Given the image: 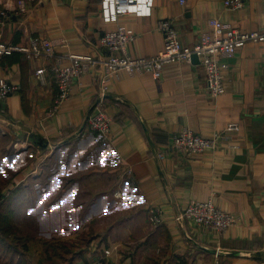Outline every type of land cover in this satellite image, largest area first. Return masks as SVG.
Instances as JSON below:
<instances>
[{
	"label": "crops",
	"instance_id": "1",
	"mask_svg": "<svg viewBox=\"0 0 264 264\" xmlns=\"http://www.w3.org/2000/svg\"><path fill=\"white\" fill-rule=\"evenodd\" d=\"M153 1L151 15L126 12L107 23L102 0H0V39L18 46L33 37L55 43L49 59L31 60L21 51L0 59V80L19 87L0 103V153L50 156L74 141L100 145L120 174L122 201L132 213L109 229V241L126 240L111 249V264H264V42H248L228 59L226 92L219 96L209 93L197 55L168 64L159 80L148 72L110 75L99 66L75 82L71 96L53 112L55 80L49 74L41 83L35 75L57 58L68 64V54L108 57L101 38L120 25L135 32L126 46L133 56L161 51L159 25L166 19L190 46L209 30L211 18L245 31L264 27V0H244L238 9L225 0ZM102 91L111 119L107 140L88 124ZM230 122L240 131L216 149L192 157L170 149L173 135L184 127L212 137ZM209 199L236 219L222 234L178 219L187 204ZM154 209L161 211L164 231L150 225ZM94 239L74 264H93L95 256L104 255Z\"/></svg>",
	"mask_w": 264,
	"mask_h": 264
},
{
	"label": "built area",
	"instance_id": "2",
	"mask_svg": "<svg viewBox=\"0 0 264 264\" xmlns=\"http://www.w3.org/2000/svg\"><path fill=\"white\" fill-rule=\"evenodd\" d=\"M153 2V0H102V15L107 23L117 21L120 14L126 12L135 13L137 16L151 15ZM224 2L231 8L238 9L244 6V0ZM20 6L25 10L24 1ZM208 24L209 30L200 36L198 42L190 46L183 43L173 21L162 20L159 26L164 35L163 47L160 52L150 56H133L126 52L127 44L135 39V32L125 25H120L117 30L107 31L101 38L102 46L111 51L108 57L68 54L66 56L68 64L63 65L64 59L60 57L49 66L37 68L35 75L41 83L46 82L49 74H52L55 80L57 96L53 103V112L71 96L74 83L91 70H97L99 66L110 75L118 76L122 72L136 75L148 72L159 80L168 64L190 62L193 55H197L207 74L209 93L212 96H219L226 92L225 73L230 68L228 59L248 42H264V27L245 31L219 18H211ZM13 51H21L31 60L49 59L55 55V43L49 38L33 37L28 45L18 46L0 39V59ZM18 88L10 81L0 80V103L8 99ZM104 95L105 91H102L95 111L88 117V124L91 130L98 132L100 138L107 140L111 131V119L103 108ZM239 131L240 125L234 122L228 123L222 131L212 137L202 136L191 128L184 127L173 135L170 149L192 157L218 148L222 141L232 138ZM160 156L164 158L165 154ZM178 219L181 222H190L203 230H216L220 234L229 229L236 220L232 213L217 206L212 199L192 201L180 210ZM150 221L155 227L161 225L163 223L161 211L152 210ZM110 253L109 250H105L103 259H99V263L96 264H111Z\"/></svg>",
	"mask_w": 264,
	"mask_h": 264
},
{
	"label": "rangeland",
	"instance_id": "3",
	"mask_svg": "<svg viewBox=\"0 0 264 264\" xmlns=\"http://www.w3.org/2000/svg\"><path fill=\"white\" fill-rule=\"evenodd\" d=\"M107 158L100 145L78 141L57 147L50 156L38 151L0 153V184L6 186L3 180L9 183L6 190L15 184L22 189L13 205L18 231L11 243L18 254L15 258L12 251L3 254L4 263L24 259L26 264H68L69 255L50 246L57 239L67 240L76 250L88 248L96 238L101 250L110 252L126 242L124 236L116 237L118 244L108 238L112 224L124 222L132 213L122 201L120 174ZM102 253L91 262L99 263Z\"/></svg>",
	"mask_w": 264,
	"mask_h": 264
},
{
	"label": "trees",
	"instance_id": "4",
	"mask_svg": "<svg viewBox=\"0 0 264 264\" xmlns=\"http://www.w3.org/2000/svg\"><path fill=\"white\" fill-rule=\"evenodd\" d=\"M2 182L6 186L0 184V264H7L4 263L2 260L3 254L12 251L14 252V258L15 255L18 254L17 246L13 247L11 243L13 242L12 241L13 235L18 231V226L16 222L18 216L14 211L13 205L15 204L16 197L20 194L22 189L15 184L14 188H8V190H6L7 185L9 183L6 184L7 181H3V180ZM159 227L163 229L162 224L157 226V228ZM50 246L55 251H58L60 249L61 251L69 255L68 257L70 259L68 261V264H74V261L78 257V255L84 253L87 250V247L73 250V248L71 249L67 245V240L62 241L61 239L53 240L52 243H50ZM15 264H26V262L24 259H19L17 260V262H15Z\"/></svg>",
	"mask_w": 264,
	"mask_h": 264
}]
</instances>
